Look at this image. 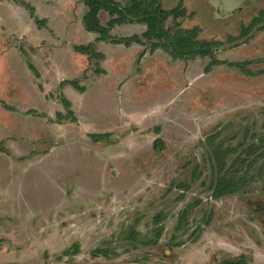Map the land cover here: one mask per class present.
Instances as JSON below:
<instances>
[{
  "label": "rangeland",
  "instance_id": "rangeland-1",
  "mask_svg": "<svg viewBox=\"0 0 264 264\" xmlns=\"http://www.w3.org/2000/svg\"><path fill=\"white\" fill-rule=\"evenodd\" d=\"M160 3L0 0V264H264V0Z\"/></svg>",
  "mask_w": 264,
  "mask_h": 264
},
{
  "label": "trees",
  "instance_id": "trees-1",
  "mask_svg": "<svg viewBox=\"0 0 264 264\" xmlns=\"http://www.w3.org/2000/svg\"><path fill=\"white\" fill-rule=\"evenodd\" d=\"M85 6L87 7L86 14L83 17V23L85 29L88 32L96 33L98 36L96 40L99 41H107L111 39L109 35V28L103 26L100 22L99 13L101 11H107L111 14L112 18L108 21V25L110 24H121V23H136V24H146V30L142 34L143 37L149 36L151 40L156 39L158 42H166L165 33L167 37L169 34L167 33V29L164 28L165 21L168 17L176 18L181 14L182 9L179 6L173 8L171 10H165L162 8L160 0H131V3L128 6H122L116 0H82ZM116 15V16H114ZM255 19L252 24H250L249 28L254 25ZM190 34V32L187 30ZM196 35L194 36V34ZM191 38H189L193 43L189 46L187 41L188 38H183L180 36V40L177 41V44L172 43L174 46L179 47L181 54L189 55V51L191 48L201 49L204 47V42L198 39V33L195 31ZM172 35V34H171ZM131 37L127 40L138 42L140 41L137 37ZM185 39V40H184ZM113 42V39H111ZM162 40V41H160ZM126 41V42H129ZM169 41V40H168ZM175 39H171V42H175ZM122 40L115 43H121ZM171 44V43H170ZM155 46H161L159 44ZM214 50V49H213ZM94 141H101L103 139V135L94 134L92 135ZM157 141V140H156ZM154 142V149L158 151L157 143ZM213 190V197L218 198L225 193L232 192V188L230 189L228 185H222V181H218ZM67 253V251H65ZM236 264V263H233Z\"/></svg>",
  "mask_w": 264,
  "mask_h": 264
}]
</instances>
